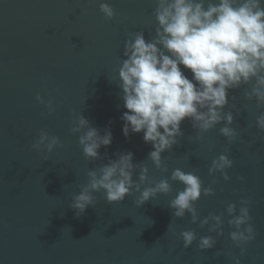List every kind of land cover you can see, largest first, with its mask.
<instances>
[{
  "label": "water",
  "instance_id": "obj_1",
  "mask_svg": "<svg viewBox=\"0 0 264 264\" xmlns=\"http://www.w3.org/2000/svg\"><path fill=\"white\" fill-rule=\"evenodd\" d=\"M101 3L115 10L114 19H106ZM156 7V0H0V264H233V256L241 264H264V131L256 127L264 107L244 97L250 86L229 90L224 109L233 113L237 139L220 135L224 123L199 133L185 119L183 136L162 154L167 171L150 160L154 148L143 133L123 134L127 109L118 72L125 43L137 32L153 39ZM181 70L192 79L190 70ZM38 94L53 103L52 114ZM79 115L102 135L111 129L113 142L101 147L99 160L86 159L78 134L71 132ZM41 130L64 146L51 153L34 150ZM126 152L133 153L135 165L149 169L150 184L168 178L172 191L140 207L135 191L114 204L96 193V205L78 217L70 204L87 185L88 171ZM222 154L234 165L228 182L220 173L209 174ZM176 168L215 190L195 207L201 220L223 215V237L193 224L190 213L183 219L173 215L170 201L184 188L170 180ZM241 199L252 201L257 232L243 256L230 239L234 229L226 211L229 203L239 209ZM189 230L197 240L185 249L181 233ZM203 236L217 240L213 249H199Z\"/></svg>",
  "mask_w": 264,
  "mask_h": 264
},
{
  "label": "clouds",
  "instance_id": "obj_2",
  "mask_svg": "<svg viewBox=\"0 0 264 264\" xmlns=\"http://www.w3.org/2000/svg\"><path fill=\"white\" fill-rule=\"evenodd\" d=\"M154 15L158 26L153 39H145L143 32L129 36L125 43L124 59L119 68V87L123 92L124 121L123 134L143 133L145 143L154 148L149 158L157 169L167 171L162 154L171 151L183 136L181 124L185 119L199 133H207L218 124L220 135L230 142L238 133L232 127L234 116L225 112L228 106L229 90L250 86L244 92L248 101L255 100L257 107H264V0H156ZM100 11L108 20L114 19L116 12L108 3L100 4ZM190 70L192 79L181 70ZM36 99L48 109L55 110L51 101H44L38 94ZM235 99V97H233ZM233 110L236 106L232 105ZM256 127L264 131V113L256 118ZM73 134H78L79 144L86 159H100L101 147L113 142L111 129L101 131L91 125L88 119L79 115L73 121ZM57 146L63 147L61 140L41 130L39 138L32 145L41 153H51ZM48 156H44V161ZM132 152L121 153L116 160H109L95 170L88 171V183L74 195L70 207L79 217L91 206L96 205V193H104L108 203L122 202L126 196L139 193L137 206L140 207L159 195L172 191L168 178L154 185L149 182V169L133 163ZM233 161L228 155H220L213 160L209 174L220 173L225 182L230 181L229 169ZM138 179L134 181V174ZM171 182L184 185L170 207L176 218L183 219L191 214L193 224L219 237L224 235L223 215L209 214L201 220L196 203L203 196H214L212 187L204 188L203 182L194 173L180 168L173 170ZM243 183L244 177H239ZM145 185H148L145 187ZM240 207L229 203L227 221L234 231L230 239L240 249L241 256L246 246L254 242L257 232L252 224L250 199H241ZM238 213V214H237ZM183 246L190 248L197 240L195 231L181 233ZM213 236L199 239L201 251L215 247ZM233 264H241L240 256H233Z\"/></svg>",
  "mask_w": 264,
  "mask_h": 264
}]
</instances>
